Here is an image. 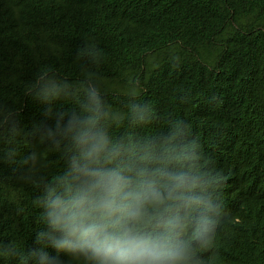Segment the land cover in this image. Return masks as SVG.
<instances>
[{
  "label": "trees",
  "instance_id": "obj_1",
  "mask_svg": "<svg viewBox=\"0 0 264 264\" xmlns=\"http://www.w3.org/2000/svg\"><path fill=\"white\" fill-rule=\"evenodd\" d=\"M84 1L0 0V244L39 247L36 234L46 228L35 202L42 190L26 179L44 176L24 163L41 141L34 129L45 122V105L27 94L28 85L41 72L90 74L106 86L100 89L116 114L114 136L177 133L181 167L217 206L211 239L194 241L198 264H264V217L252 200L264 193L240 171L253 159L264 164V150L232 154L224 161L234 166L222 168L188 131L210 109V121L222 117L244 138L264 142V0ZM174 42L181 48L165 55L161 48ZM86 43L101 50L98 63L79 55ZM132 103L148 105L149 123L130 122ZM74 106V99L55 103ZM0 264L22 262L0 254Z\"/></svg>",
  "mask_w": 264,
  "mask_h": 264
},
{
  "label": "clouds",
  "instance_id": "obj_2",
  "mask_svg": "<svg viewBox=\"0 0 264 264\" xmlns=\"http://www.w3.org/2000/svg\"><path fill=\"white\" fill-rule=\"evenodd\" d=\"M175 43L162 52L171 56ZM79 55L93 63L102 57L90 43ZM100 88L106 86L98 76L62 72H41L28 85L27 94L45 105V122L34 129L41 141L24 163L44 176L26 179L42 190L35 202L46 228L36 234L39 247L17 251L15 245L0 244V254L18 257L22 264H65L46 250L50 246L84 264H198L194 241L207 243L215 224L211 193L181 167L176 132L160 140L114 136L116 114ZM73 99L74 107H55L57 101ZM209 110L199 113L188 131L200 150L215 154L220 167L234 166L224 161L232 154L264 150L263 141L244 138L222 117L210 121ZM127 118L136 125L149 123L148 105L132 103ZM240 171L246 185L264 193L258 190L264 184L260 160L246 162ZM252 200L264 217V196Z\"/></svg>",
  "mask_w": 264,
  "mask_h": 264
},
{
  "label": "bare ground",
  "instance_id": "obj_3",
  "mask_svg": "<svg viewBox=\"0 0 264 264\" xmlns=\"http://www.w3.org/2000/svg\"><path fill=\"white\" fill-rule=\"evenodd\" d=\"M62 253H64V252H62ZM64 254L66 255V257L64 259L65 264H73V262H74L73 259L74 258L76 260V264H84V262H83V260L81 258L72 256L71 254L68 255L67 253H64ZM69 258H70V260H69Z\"/></svg>",
  "mask_w": 264,
  "mask_h": 264
},
{
  "label": "rangeland",
  "instance_id": "obj_4",
  "mask_svg": "<svg viewBox=\"0 0 264 264\" xmlns=\"http://www.w3.org/2000/svg\"><path fill=\"white\" fill-rule=\"evenodd\" d=\"M176 47L181 48L179 44H177ZM201 51H202V53H205V50H204V49H202ZM150 59H151V57L149 58V60H150ZM73 84H74V83H73ZM74 85H75V84H74Z\"/></svg>",
  "mask_w": 264,
  "mask_h": 264
}]
</instances>
